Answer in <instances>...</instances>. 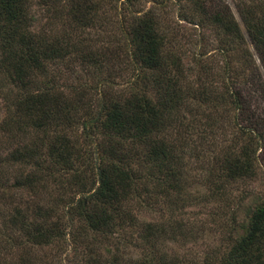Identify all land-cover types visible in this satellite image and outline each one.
Instances as JSON below:
<instances>
[{"label":"trees","instance_id":"1","mask_svg":"<svg viewBox=\"0 0 264 264\" xmlns=\"http://www.w3.org/2000/svg\"><path fill=\"white\" fill-rule=\"evenodd\" d=\"M237 10L0 0V264H184L196 202L227 247L193 264H264V2Z\"/></svg>","mask_w":264,"mask_h":264},{"label":"rangeland","instance_id":"2","mask_svg":"<svg viewBox=\"0 0 264 264\" xmlns=\"http://www.w3.org/2000/svg\"><path fill=\"white\" fill-rule=\"evenodd\" d=\"M231 7L233 13L235 14L236 18L238 19L239 23L242 26L241 17L237 10V4L239 0H225ZM264 2V0H261ZM175 17V15L173 16ZM182 26H188L186 23H182ZM243 32L245 33V29L242 26ZM215 34L207 32L206 33V40L202 43H207L209 39L212 43ZM248 40V39H247ZM250 43V41H248ZM211 46V45H210ZM251 46V44H250ZM264 75V71H263ZM193 173H197L194 171ZM263 176L262 179L251 186L252 191L259 195L261 198L264 199V171L262 172ZM197 190H201L199 186H195ZM239 190L233 191V195H240V192L243 190V187H237ZM203 191V190H202ZM203 193V192H200ZM202 203L195 206H191L187 208L186 215L184 216L190 222L195 223V225L201 227L203 226L206 230L204 236L195 243L185 244L180 241L169 243L168 249L171 255H178L183 261L184 264H193L191 261L193 259H197L198 261L204 260L206 256L215 255V253L221 254L226 246V239H227V227L223 223L225 222L224 219L228 217V210L226 203H217L211 204L206 207V204L203 202H196ZM172 219L177 220V215H170ZM169 215H162L161 213H144L140 216L141 219L146 221H159V220H168ZM242 218V217H241ZM171 221V220H170ZM226 223V222H225ZM142 246L139 248L132 249V253L134 257L140 256L142 254ZM77 261L76 256H69L66 258L67 264H75Z\"/></svg>","mask_w":264,"mask_h":264}]
</instances>
